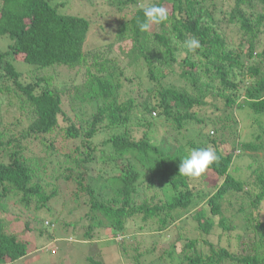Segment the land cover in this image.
Masks as SVG:
<instances>
[{
    "label": "trees",
    "instance_id": "16d2710c",
    "mask_svg": "<svg viewBox=\"0 0 264 264\" xmlns=\"http://www.w3.org/2000/svg\"><path fill=\"white\" fill-rule=\"evenodd\" d=\"M141 1L117 0L121 14H108L117 27L114 42L129 44L130 63L141 59L147 67L143 78L85 47L92 14L108 7L95 6V0H0V81L9 83L0 90L14 92L31 119L18 137L3 139L0 132V211L9 194L33 204L34 213L50 211L60 190L46 192L43 173L62 168L54 179L69 185L70 200L82 204L84 213L75 222L58 214L56 222L47 220L51 228H39L45 238L38 248L48 254L69 253L77 242L87 264H107L94 248L101 238L95 233H130L132 220L146 232L134 239L133 264H264V0ZM153 4L168 10V20L142 32V9ZM85 6L88 15L81 12ZM228 30L238 32L235 42ZM193 37L201 47L189 53L184 42ZM17 57L32 70L85 64L84 79L60 88L50 84L52 75L22 81ZM237 110L252 115L244 126ZM189 127L194 134L183 142L179 135ZM245 127L257 130L250 132L253 138L242 132ZM24 139L42 143L39 153L30 156ZM201 147H211L219 162L199 179L180 175V161ZM242 154L253 160L245 178L231 172ZM182 214L197 235L179 234L161 245L154 237ZM238 216L245 232L236 228ZM10 223L0 217V262L8 264L26 256L30 242L11 231L12 224L9 230ZM212 230L216 242L208 238ZM60 240L69 245L65 250ZM174 253L176 263L169 260Z\"/></svg>",
    "mask_w": 264,
    "mask_h": 264
},
{
    "label": "rangeland",
    "instance_id": "374dc122",
    "mask_svg": "<svg viewBox=\"0 0 264 264\" xmlns=\"http://www.w3.org/2000/svg\"><path fill=\"white\" fill-rule=\"evenodd\" d=\"M152 1L154 0H143L141 1V4L146 5L148 3H151ZM94 4L97 7H108L106 9L109 10L106 11L99 8L92 14V18H94L95 21L92 23V27L89 31V36L87 38L85 47L87 49H91L96 53H107V56L115 59L114 61H117L120 67L122 66L125 68H129L132 71H137V73L140 74L138 76L141 78L146 76L147 67L145 66V64L142 63L141 59L139 60V64H137V66L135 65V63H130L134 59V53L131 51L129 44L123 45L114 42L117 27L113 22L112 14L110 15L108 14V12L112 13L111 11H113L117 15H120L122 12L121 7L123 6V4H118L117 0H95ZM60 11L63 12L64 7H60ZM81 12L88 15L90 9L85 6L81 9ZM235 32L236 31L234 30L227 31L228 35L232 38L234 42L238 38V32L236 34ZM110 42H112L111 46L108 45V43ZM123 56H126L127 58ZM14 64L16 65V69L22 73V81H27L29 79L33 80L37 75H52L53 82L50 84L53 86H57L58 88L70 83H80L81 81H83L86 71L85 64L78 67L77 69H71L66 66H56L48 69L32 70L33 68L31 66H28L26 63H23L22 60L18 57L16 58V62H14ZM87 64H90V62H87ZM141 65H144V67ZM2 72L5 73L4 71ZM169 78L170 75L169 77H166V79L162 82H170L171 80H167ZM4 81H0V86L3 84V87H6L5 84H9L8 79H4ZM3 89L4 90H0V132H3L4 134L3 139H6L11 135L18 137L24 131L27 122L31 120L30 114L26 113L25 107L20 109L19 99L15 97L14 92L8 91L7 88ZM67 115H72V111L68 110ZM236 115L238 118V122L241 126H244L252 118L251 114H245L243 111L240 112L238 110L236 112ZM262 119L263 120L261 123L262 125H264V118ZM192 125L193 124H190V126ZM255 131L257 130H253L252 128L246 127L242 130L245 135L247 134L252 138L253 135H251L250 132H253L254 134ZM193 134L194 127L183 129L179 135V139H182L181 136H185L182 140L184 142L186 137L190 138V136H192ZM23 143L27 145L26 149L29 150L30 156L39 153L42 147V143H36L34 141H30V139H27V141H25L24 139ZM0 159L2 158L0 157ZM250 162H253V160L250 156L246 154H242V156H236L231 167V172L237 177L245 178L246 175L250 174V168L248 167V163ZM61 172L62 168L56 170L54 167L50 166V168L43 173V181L47 183L46 192H49L55 186H58V192L60 190V193H57L49 201L50 211L42 210L37 213H34V205H28L27 207V205L20 203L18 201V195L9 194L1 198V202L4 205V209L3 211H0V217H3L9 223L11 222L7 226L8 229L10 230L9 226L12 224L11 231L19 233L21 238L25 241H30L28 242L29 252L26 254V256L13 261L11 264H87L84 261V258H81L78 255L79 252L78 250H76L77 246L80 248L81 251L82 248L77 242V244H70L71 250H69V253L67 252L68 250H66L61 251L58 255L48 254L47 252H44L40 248H38V246L41 245L40 241L45 238L44 235L39 234V228H51L50 226H45V220L56 222V216L59 214V216L63 220L67 222H75L78 217H80L82 213H84L82 204H76V202L70 200L69 185L66 186L63 183L57 182V180L54 179L55 176L60 175ZM204 205L206 206V204ZM16 217H20V221H16ZM183 217H186L185 220L183 219ZM262 217H264V213H262ZM214 219L216 218H213V220ZM25 221L29 222L28 226L25 224ZM235 225L239 232L242 233L246 231L245 224L240 216L235 218ZM57 226H60L61 228V226L64 225L58 222ZM136 226H138V223L130 220L128 225L130 233L125 232L126 234H123L121 232H118L117 236L109 238H107L106 236L111 235L110 228L103 230L102 233H95V237H98L97 235H99V237L101 238L98 239L97 243H95L94 248L97 247L98 250L101 251L102 257L105 259L107 264H133V256L135 255L136 251L134 248L136 243L135 240H142L141 236H146V232L144 230L134 228ZM181 226H183L182 233H179L177 229ZM212 233L213 234L210 235L208 238L215 242L218 241L219 239L217 237V233H215L214 230H212ZM179 234H181L182 236L188 235L189 237L197 235V230H192V222L188 214H182V216L179 218L177 223L174 224L173 227L171 226V228L167 229L160 238L158 236H155L154 238L160 239V244L163 245V243H167V241L169 240H177L176 238L177 236H179ZM123 235H129L130 237L126 238L127 236ZM246 236L247 235H245V237ZM71 240H73V238ZM122 240L126 245L124 250L122 249ZM243 240L246 239L243 238L241 241ZM180 242L181 241L178 242L179 247L181 246ZM221 243L225 244V241L222 239ZM57 244L61 246L64 250L66 249V246H69L61 240L58 241ZM33 245L36 246L34 247ZM82 245L85 244L83 243ZM143 248L144 247L139 245L137 251H141ZM240 249L241 247L237 246L238 252L240 251ZM83 250L85 251V255L89 254V252L91 251L87 249L86 246H83ZM70 252H73V254H71ZM154 258L155 257L151 255L146 260L148 261ZM178 259L179 258L177 253H174L173 257L169 258L170 262L174 263L178 262ZM0 264H8V261L0 262Z\"/></svg>",
    "mask_w": 264,
    "mask_h": 264
},
{
    "label": "clouds",
    "instance_id": "9594fccd",
    "mask_svg": "<svg viewBox=\"0 0 264 264\" xmlns=\"http://www.w3.org/2000/svg\"><path fill=\"white\" fill-rule=\"evenodd\" d=\"M144 21L139 22L142 32H148L152 25H159L168 20V10L159 5H149L142 9ZM189 53H195L201 47L200 41L193 37L184 42ZM220 157L211 147L193 148L180 161L179 174L191 179H199L206 173L211 165L219 162ZM46 226L49 222L45 221Z\"/></svg>",
    "mask_w": 264,
    "mask_h": 264
}]
</instances>
